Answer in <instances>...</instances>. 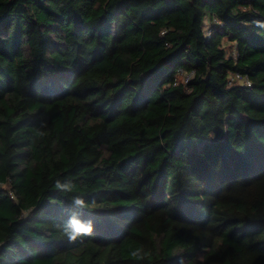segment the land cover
Returning <instances> with one entry per match:
<instances>
[{"label":"trees","instance_id":"1","mask_svg":"<svg viewBox=\"0 0 264 264\" xmlns=\"http://www.w3.org/2000/svg\"><path fill=\"white\" fill-rule=\"evenodd\" d=\"M257 21L264 0H0V264H264ZM72 212L93 236L68 242Z\"/></svg>","mask_w":264,"mask_h":264},{"label":"clouds","instance_id":"2","mask_svg":"<svg viewBox=\"0 0 264 264\" xmlns=\"http://www.w3.org/2000/svg\"><path fill=\"white\" fill-rule=\"evenodd\" d=\"M256 24L260 27H264V22L257 21ZM40 135H44L40 133ZM54 189L62 194L74 193L75 184L70 179L56 178L53 185ZM71 204L74 208L78 209H95L98 206L96 199L86 201L83 195L75 194L71 196ZM61 227L63 235L67 238L68 242L74 243L78 239L83 237H91L95 232V221L93 219L83 220L80 218L78 212H72L68 218L66 225H57ZM134 256H139L141 259L143 256L140 252H133ZM183 264V261H180Z\"/></svg>","mask_w":264,"mask_h":264},{"label":"built area","instance_id":"3","mask_svg":"<svg viewBox=\"0 0 264 264\" xmlns=\"http://www.w3.org/2000/svg\"><path fill=\"white\" fill-rule=\"evenodd\" d=\"M207 22V21H206ZM213 23H217L215 20H213ZM207 36L209 37L210 36V30L207 29ZM177 75H179L180 77L183 78V82L184 83H187L188 80L190 79V77L192 76V73H189V74H186L183 70L179 69L177 71ZM229 80L230 82H234V81H239V82H244L247 86H249V83L247 81H244L242 79H240L238 76H229Z\"/></svg>","mask_w":264,"mask_h":264}]
</instances>
